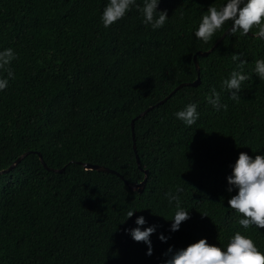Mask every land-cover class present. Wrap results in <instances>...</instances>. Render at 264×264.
Here are the masks:
<instances>
[{
	"label": "trees",
	"instance_id": "obj_1",
	"mask_svg": "<svg viewBox=\"0 0 264 264\" xmlns=\"http://www.w3.org/2000/svg\"><path fill=\"white\" fill-rule=\"evenodd\" d=\"M109 2L0 0V53L16 55L6 66L12 78L0 69L8 79L0 90V172L28 153L0 173V264H167L201 239L226 250L236 232L264 252V229H244L242 214L228 204L238 194L228 191V177L240 153L264 155V80L255 73L264 39L254 38L255 29L248 36L229 31L201 57L231 26L203 43L195 37L202 15L227 0H159L157 12L168 15L159 29L144 22L145 0L105 28ZM233 54L247 62L250 77L239 101L222 87L239 71ZM195 55L200 84L176 90L134 121V152L131 121L196 80ZM212 89L219 110L208 102ZM189 104L199 113L192 126L175 115ZM144 171L142 191L130 190ZM170 191L190 214L175 232ZM141 216L142 231L155 226L151 256L129 234Z\"/></svg>",
	"mask_w": 264,
	"mask_h": 264
},
{
	"label": "clouds",
	"instance_id": "obj_2",
	"mask_svg": "<svg viewBox=\"0 0 264 264\" xmlns=\"http://www.w3.org/2000/svg\"><path fill=\"white\" fill-rule=\"evenodd\" d=\"M159 0H145L141 9L144 15L145 24H150L153 29L161 28L167 21L166 11L157 12ZM135 4V0H110L102 14V22L105 28L110 27L130 10ZM158 13V18H157ZM231 22V33L240 32L244 36L254 32V38L264 39V0H227L226 5L217 8L214 5L208 8L207 13L202 15V21L195 37L203 43H208L217 31L222 30L226 22ZM16 59L12 49H6L0 53V69H6V66ZM233 62L240 61L237 64L239 71L234 70L230 79L222 82V87L230 92V98L239 101L241 85L250 77L243 74L246 61H241L240 56L233 54ZM8 77H13L10 68L6 69ZM255 73L259 79L264 80V59L255 61ZM8 79H0V90L6 89ZM208 102L219 110L220 94L211 90V96ZM226 108L227 105H224ZM177 119L183 121L187 126L194 125L198 118L197 105L189 104L182 111L177 112ZM228 188L231 192L233 187L238 190V194L228 200L231 209L242 214L243 218L238 223L248 229L255 226L257 229H264V155H256L252 159L249 155L241 152L233 168L232 175L228 177ZM182 189H177V193ZM169 202H176L177 211L175 212L171 231H178L180 225L190 219L189 212L180 207L179 195H173L170 191L166 194ZM134 215L133 211L127 213L128 218ZM205 217V216H204ZM138 225L130 230L132 239L136 242H143L148 246L147 255H152L151 235L155 232V226L147 227L141 230L146 224L144 217L136 220ZM159 239L166 242V237L161 235ZM169 253L172 249L169 248ZM167 255V254H166ZM167 264H264V252H261L254 241L240 232H236L231 238L226 250L221 247L209 245L206 239H201L197 243L189 245L186 249L176 251Z\"/></svg>",
	"mask_w": 264,
	"mask_h": 264
},
{
	"label": "water",
	"instance_id": "obj_3",
	"mask_svg": "<svg viewBox=\"0 0 264 264\" xmlns=\"http://www.w3.org/2000/svg\"><path fill=\"white\" fill-rule=\"evenodd\" d=\"M231 31V26L221 35V37L217 40V42L214 44V46L209 50V51H206L204 53H201V52H197V55L198 56H201V57H206L210 52L213 51V49L217 46V44L225 37V35ZM193 61H194V65H195V70H196V80L192 83H189V84H181L179 85L178 87H176L166 98H164L162 101H160L159 103H157L156 105L152 106V107H149L148 109H146L145 111H143L142 113H140L137 117H135L132 121H131V136H132V148L134 150V152L136 151L135 150V139H134V133H133V127H134V121L139 119L140 117H143L148 111H150L153 107H156L158 105H161L162 103H164L176 90L184 87V86H190V87H196L200 84V78H199V67L196 63V55L193 57ZM28 153H24L22 154L20 157H18L14 162L13 164L8 168L6 169L5 171H2L0 172L1 174H5L7 172H9L10 170H12ZM39 156V160L41 162V164L43 165L44 168H46L47 170H51V169H48L45 164L43 163L42 161V158H41V155H38ZM135 161H136V165L138 167V169H140V162H139V159H138V156L135 155ZM83 169L85 171H97V172H105V173H109V174H114V175H117L119 176L115 171L113 170H109L105 167H102V166H99V165H93V164H88V163H79ZM53 172L55 173H62L63 172V169L61 170H53ZM120 179H123L121 176H119ZM146 178H147V172L144 171V179L141 183L139 184H135V185H129L127 184L125 181V183L128 185V188L132 191H136V192H141L143 187H144V184H145V181H146Z\"/></svg>",
	"mask_w": 264,
	"mask_h": 264
}]
</instances>
